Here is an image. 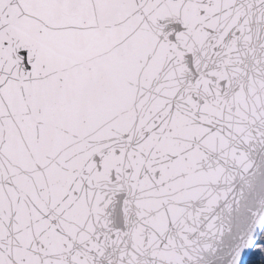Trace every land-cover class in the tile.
<instances>
[{
	"label": "snow or ice",
	"instance_id": "1",
	"mask_svg": "<svg viewBox=\"0 0 264 264\" xmlns=\"http://www.w3.org/2000/svg\"><path fill=\"white\" fill-rule=\"evenodd\" d=\"M0 264H264V0H0Z\"/></svg>",
	"mask_w": 264,
	"mask_h": 264
}]
</instances>
